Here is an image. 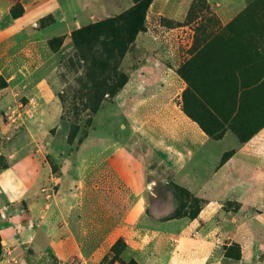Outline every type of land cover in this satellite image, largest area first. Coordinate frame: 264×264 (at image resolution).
I'll use <instances>...</instances> for the list:
<instances>
[{
  "label": "rangeland",
  "instance_id": "obj_1",
  "mask_svg": "<svg viewBox=\"0 0 264 264\" xmlns=\"http://www.w3.org/2000/svg\"><path fill=\"white\" fill-rule=\"evenodd\" d=\"M95 1L0 0V264H81L58 260L45 236L57 240L65 232L72 196L84 201L96 229L98 223L115 227V209L100 213V191H121L122 216L130 194L141 189L149 219H195L208 202L199 194L202 185L234 151L209 165L192 164L198 173L190 176L165 175L142 155L148 169L135 180L125 169L115 176L102 160L114 143L144 145L155 135L151 128L177 131L185 119L220 134L211 136L214 143L232 130L244 144L264 126V0H154L142 30L105 71L96 62L104 57L99 47L75 54L73 34L121 14L133 1L117 0L103 14L91 7ZM114 67L128 80L114 96L99 97L94 110V84H113ZM257 172L263 191L252 203L264 205V167ZM221 208L229 218L241 209L232 202ZM263 211L253 207L250 215ZM224 223L219 260L242 254L239 244L220 236ZM254 224L264 230V216ZM122 231L89 264H139L126 257L130 234ZM259 257L264 261V252Z\"/></svg>",
  "mask_w": 264,
  "mask_h": 264
},
{
  "label": "crops",
  "instance_id": "obj_2",
  "mask_svg": "<svg viewBox=\"0 0 264 264\" xmlns=\"http://www.w3.org/2000/svg\"><path fill=\"white\" fill-rule=\"evenodd\" d=\"M117 3H119L117 0H96L90 5L98 6L96 13L103 14L110 5L114 6ZM127 5L130 6V2H127ZM87 13L86 18L92 17L89 14L90 10ZM261 116H264V113ZM185 123L184 126H179L177 131L169 130L171 132L167 133L151 128L155 135L146 138L144 145L141 142H134L126 149L117 142L113 144L112 150L105 145V148L110 150L102 160L108 162L107 166L114 170L115 176H123L122 170L125 169L135 180L144 177L143 168L148 166L147 159L139 162L142 155L155 159L165 170L163 172L165 175L173 173L190 176L198 173L191 168L192 164L204 162L209 165L225 151L233 148L231 156L217 166L202 185L199 194L208 202L198 216L195 219L151 220L147 217L149 200L141 189L130 194V202L122 216V213H119L121 202L117 199L122 197L121 191H100L97 200L101 208L100 213L105 207L115 209L113 221L115 227L112 225L102 227L98 223L96 229V224L90 225L91 222H95L90 219V212L84 201H78L72 196L67 207L71 219L66 215L64 218L65 232L59 233L57 240L45 234L50 238L48 241L52 242L58 260L66 262L76 259L81 264L98 261L96 254L101 259L108 245L112 244V239L118 233L123 234L124 229L130 234L128 237L125 236L127 243L125 255L126 257L131 255L139 264H202L206 260H209L210 264H264L259 257L264 252V230L258 229L254 224L257 219L264 216V211L250 215V208L264 206L252 203L253 198L258 197L263 191L257 187V183L255 184L257 178H260V174L255 171H260L264 167V126L244 144L239 142L238 136L232 130L226 133L222 143H214L212 137L196 123L187 119ZM233 140L236 141L232 142ZM229 142L230 145H227ZM193 179L198 178L195 176L190 178ZM217 188H222L221 192L224 193L217 194ZM56 201L59 202V198ZM227 202L238 204L241 208L240 213L232 215L231 218L227 217L226 211L221 208V205ZM75 205L78 206L77 211L74 210ZM88 205L92 204L89 202ZM99 218L98 215L96 219ZM223 220L226 230L220 236L224 241L227 238L228 245L233 242L240 245L242 251L240 259L231 257H224L222 261L218 259L216 241L217 234L220 233L218 231L221 228L220 222ZM111 227L113 229L109 231ZM195 230L198 234H194Z\"/></svg>",
  "mask_w": 264,
  "mask_h": 264
},
{
  "label": "trees",
  "instance_id": "obj_3",
  "mask_svg": "<svg viewBox=\"0 0 264 264\" xmlns=\"http://www.w3.org/2000/svg\"><path fill=\"white\" fill-rule=\"evenodd\" d=\"M133 4L124 12L114 17H110L99 21L93 25L76 31L73 34L75 44V54L77 56L85 53H91L95 47L102 50L104 57L100 61H96L100 68L104 71L110 67V63L115 62L117 56H123L126 52L127 45L134 39L136 34L142 30L146 20L148 11L154 0H132ZM111 75L114 76L113 84H105V87L100 84H94L96 89V99L94 110L99 108V97L104 94L114 96L127 82V77L124 74H119L117 68H112ZM204 128V127H203ZM209 136L214 133L204 128ZM256 133V132H255ZM220 134L213 137H220ZM227 160L223 161V163ZM199 213L196 212L194 216ZM3 253L2 237L0 234V261ZM231 258L240 259L241 254L230 256Z\"/></svg>",
  "mask_w": 264,
  "mask_h": 264
}]
</instances>
